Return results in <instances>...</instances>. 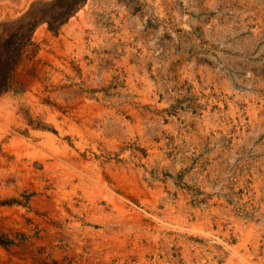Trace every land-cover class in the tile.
<instances>
[{
    "label": "rangeland",
    "instance_id": "374dc122",
    "mask_svg": "<svg viewBox=\"0 0 264 264\" xmlns=\"http://www.w3.org/2000/svg\"><path fill=\"white\" fill-rule=\"evenodd\" d=\"M37 1L0 0V49ZM25 31L0 264H264V0H86Z\"/></svg>",
    "mask_w": 264,
    "mask_h": 264
},
{
    "label": "trees",
    "instance_id": "16d2710c",
    "mask_svg": "<svg viewBox=\"0 0 264 264\" xmlns=\"http://www.w3.org/2000/svg\"><path fill=\"white\" fill-rule=\"evenodd\" d=\"M86 0H50L46 2L37 1L32 3L28 10L18 20V25L14 28L11 36L10 44L2 45L0 49V58L14 54L18 51L24 40V34L27 30L29 33L40 23L45 22L49 29L56 31L59 26L65 23L69 17L75 14L76 11L85 3ZM3 55V57H2Z\"/></svg>",
    "mask_w": 264,
    "mask_h": 264
}]
</instances>
